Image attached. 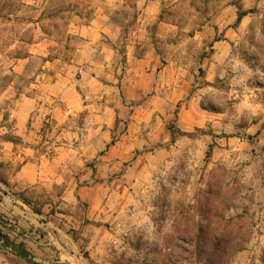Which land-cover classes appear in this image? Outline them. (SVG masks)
Returning <instances> with one entry per match:
<instances>
[{
    "label": "rangeland",
    "instance_id": "374dc122",
    "mask_svg": "<svg viewBox=\"0 0 264 264\" xmlns=\"http://www.w3.org/2000/svg\"><path fill=\"white\" fill-rule=\"evenodd\" d=\"M240 13L245 17L238 22ZM238 24L244 31L241 27L236 32L228 57L218 62L213 58V83H206L202 60L209 58L212 43L226 40V30H235ZM85 49L93 69L88 76L98 82V105H125L122 80L127 60L148 51L180 64L179 75L192 92L202 91L203 108L223 115V121L226 114L235 121L240 115V124L248 123L254 112L249 107L264 100V0H0V93L11 87L16 94L32 96L41 85H45L43 92L60 79L79 90L85 65L78 64L77 58ZM173 99L164 118L155 115L147 122L143 137L151 132L166 135L161 127L169 129L171 143L180 136L175 122L184 101L175 102L176 95ZM143 100L145 104L147 97ZM85 116L81 113L77 124ZM204 133L208 130L188 136L192 139ZM157 148L137 149L122 167V186L108 183L100 202L93 204L96 207L79 204V226L68 232L69 250L53 239L44 242L41 251L26 242L18 248L39 264H213L210 249L202 251L199 242L210 238L206 231L213 230L215 221L213 215L203 218L199 213L207 212L204 199H208L210 206L234 207L224 211V221L246 214L245 241L237 242L241 248L231 250L225 264H262L264 205L243 180L247 161L212 162V146L201 160L193 158L198 155L196 145L195 152L193 146L169 150L163 162L150 158L149 153ZM95 164L96 160L84 164L75 160L74 172L95 171ZM221 169L228 181L238 185L220 184L218 196H208V189H213L211 177L222 173ZM83 184L88 186L90 181ZM60 194L59 189L54 191L53 199ZM41 201L30 206L35 214L41 213ZM198 227L206 234L201 235ZM0 250L11 254L1 244Z\"/></svg>",
    "mask_w": 264,
    "mask_h": 264
},
{
    "label": "crops",
    "instance_id": "0c3cea01",
    "mask_svg": "<svg viewBox=\"0 0 264 264\" xmlns=\"http://www.w3.org/2000/svg\"><path fill=\"white\" fill-rule=\"evenodd\" d=\"M241 27L244 31L240 24L235 30L227 29L226 40L212 43L209 58L201 64L206 83H213V58L218 62L228 57ZM87 51L79 52L77 58L78 64L85 65L79 90L72 82L60 79L43 92L45 85H41L32 96L16 94L11 87L0 93V232L11 244L19 247L26 242L41 251L44 242L53 239L69 250L72 240L68 232L79 226V204L86 202L96 207L93 204L100 202L108 183L119 184L120 188L123 165L146 145H157V150L149 153L150 158H161L163 162L169 150L193 146L195 152L196 145L198 155L193 158L201 160L212 146V162L247 161L243 180L255 190L257 202L264 205L263 99L249 107L254 112L248 123L240 124V115L235 121L226 114L223 121V115L203 108L202 91L192 92L191 85L179 75L180 64L148 51L127 60L122 80L125 105H98V82L88 76L93 69ZM175 95V102L184 101L179 104L175 122V128L183 135L171 143L169 129L161 127L166 135L151 132L149 137H143L147 122L155 115L164 118ZM144 97L145 104L141 102ZM131 102L142 104L128 107ZM81 113L85 119L77 124ZM201 130L208 133L192 139L188 136ZM75 160L83 164L96 160V170L86 168L81 174L75 173ZM112 177L115 181L109 182ZM83 181L90 184L86 186ZM58 189L61 194L53 199L52 193ZM36 200H42L40 215L30 209ZM0 264L27 263L0 250Z\"/></svg>",
    "mask_w": 264,
    "mask_h": 264
},
{
    "label": "trees",
    "instance_id": "16d2710c",
    "mask_svg": "<svg viewBox=\"0 0 264 264\" xmlns=\"http://www.w3.org/2000/svg\"><path fill=\"white\" fill-rule=\"evenodd\" d=\"M242 16H243V13H240L238 15V18H237L238 22L240 21ZM179 134L183 135L182 133H179ZM221 171L222 173L213 174V176L211 177V180L213 182V189L212 188L208 189V192H207L208 196L217 197L218 192H220L219 188L222 187V186H219L220 184L225 185L226 187L231 182L233 184L232 186H234L235 188L237 187L238 185L237 182L235 180L228 181L226 175H224L225 170L221 169ZM227 182L229 183L226 184ZM204 201L206 202V205L208 206L207 207L208 210L207 212L203 214L199 210L201 217L205 218L207 216L213 215V219L215 221H213V230L208 229L206 231L210 235V238L208 239L201 238L199 239V242L203 244L202 251H204L206 248L210 249L209 256L210 257L213 256V264H225V258L228 255V253L235 248H238L237 250L241 248L239 247L240 245L237 246V242H240L242 244L245 241L244 240L245 235H246L245 232H247L246 214L245 212H242L241 214H236L235 216L228 217L224 221L223 220L224 215H225L224 211H227V212L231 211L232 209H234V207L233 206L227 207L225 210H223L222 208H220L219 205L213 204L210 206V202L208 199H204ZM204 220L206 221V219ZM198 232L201 235L206 234V233H203L202 227H198ZM212 234H213V237H211ZM210 241H212L213 244H211ZM26 263L30 264L28 262ZM207 264H210V262L207 261ZM262 264H264V261H262Z\"/></svg>",
    "mask_w": 264,
    "mask_h": 264
},
{
    "label": "water",
    "instance_id": "95a60500",
    "mask_svg": "<svg viewBox=\"0 0 264 264\" xmlns=\"http://www.w3.org/2000/svg\"><path fill=\"white\" fill-rule=\"evenodd\" d=\"M0 244L3 245L4 249L8 250L9 252H11V254L19 257L20 259L30 264H39L26 251H22L18 247L9 243L1 232H0Z\"/></svg>",
    "mask_w": 264,
    "mask_h": 264
}]
</instances>
